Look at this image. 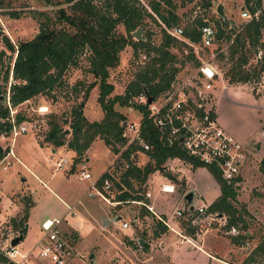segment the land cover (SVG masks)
Wrapping results in <instances>:
<instances>
[{
	"label": "trees",
	"instance_id": "16d2710c",
	"mask_svg": "<svg viewBox=\"0 0 264 264\" xmlns=\"http://www.w3.org/2000/svg\"><path fill=\"white\" fill-rule=\"evenodd\" d=\"M58 2L68 3V5L60 6L54 15L44 11L37 12L42 17L39 21V30L32 37L18 40L16 44H13L8 36L3 34L5 45L14 55L12 62L4 68L3 82L0 83V133H8L11 127L7 91L11 107H18L14 114L16 121L30 119L31 117L20 105L40 94H50L55 99L56 89L62 88L66 83L67 70L69 67L79 65L81 54L87 50L86 72L92 76V79L82 88V99L72 104L68 110H63L61 114L52 110L46 113L47 129L43 139L39 140L40 143L66 145L74 151V163L83 160L86 149L96 137H100L111 150L118 152L117 144L121 145L125 142L122 132L126 116L115 108V104L132 106L142 113L141 129L144 139L151 144V148L146 152L148 161L143 166L132 164L122 171L117 179L111 177L112 186L115 188L113 200L119 201L118 203H128L131 200L146 202V190L143 185L148 175L155 170H159L171 181L178 182L177 176L166 169L165 161L168 157L179 156L194 166H206L218 181L220 193L207 206L206 212L225 215L224 229L235 227L239 230L238 233L229 235L231 242L242 245L246 240L253 238L247 233V221L244 217L246 208L242 204L241 206L237 204L238 192L237 185L234 186L235 179L228 182L221 176L217 166L202 163L176 143L162 144L157 138L156 127L147 117V104L133 99L140 92H145L154 98L164 91L179 70L176 62L184 63L185 60H192L194 65L198 64L191 49L187 54L183 52L186 43L166 29V27L180 25L181 17L176 12L175 2L147 0V5L141 0H61ZM11 3L12 0H0V13L14 16L16 11L9 9ZM202 5L208 8L213 5V2L203 0ZM205 17L204 15L194 17L191 22L184 25L183 35L190 40L198 41L199 26L211 22L213 18L212 14ZM148 21L154 24L157 30L154 31ZM118 24L123 25L125 33L117 30ZM215 25L219 38L228 39L231 33L235 32L233 27H228L229 22L221 16H215ZM261 25H264L262 20L250 21L235 32L227 53H219V57L230 59L228 66H222L224 74L230 81L245 82L249 79L250 72L243 65L253 55ZM137 27L146 28L144 38H133L132 32ZM154 33L158 35V42L151 39ZM128 44L133 47L135 56L139 53L138 49L142 48L149 59L134 72L133 78L128 82L123 93L110 96L114 88L113 82L108 80L110 70L119 64L120 51ZM174 46L180 48V56L171 50ZM257 65L260 69L264 68V63ZM10 68H12V81L9 80ZM83 82L78 80L73 87L75 97L79 91L77 84ZM96 84L99 87L97 100L104 114L100 120H90L84 114V105L90 90ZM64 96H68V91ZM64 123H69L71 127V137L67 140ZM5 150L0 144V159ZM128 151L123 152L125 157L128 156ZM259 167L264 175V154ZM107 175L109 174H103V176ZM103 176L98 179L99 186ZM132 181L137 183L136 186ZM179 182L182 184L177 185L178 192L185 193L183 181ZM31 203L30 198L26 200L24 213L19 222H14L15 219L12 218L14 225L18 227V233L23 235L26 232L28 217L26 207ZM141 208H144V205ZM183 224L191 225L190 219L187 218ZM188 231L193 232L194 228L191 227ZM146 246L147 243H144L143 247ZM254 263L264 264V233L248 255L240 263L234 264ZM0 264H7V258L2 252H0Z\"/></svg>",
	"mask_w": 264,
	"mask_h": 264
},
{
	"label": "rangeland",
	"instance_id": "374dc122",
	"mask_svg": "<svg viewBox=\"0 0 264 264\" xmlns=\"http://www.w3.org/2000/svg\"><path fill=\"white\" fill-rule=\"evenodd\" d=\"M58 1L61 0H12L9 9L15 10V15L11 16L8 13H0V26L2 28L0 32V50H5V54L3 55V67H1L0 64V83L3 82V70L12 62V56L14 55L5 45L2 38L3 34H6L13 44H16L18 40L32 37L39 30V21L42 16L37 13L38 11H44L49 15H54L57 13V9L60 6L66 7L68 5V3H61ZM141 1L147 5V0ZM173 1L176 4V12H178L181 17L179 24L182 27L188 24V22H191L194 17L203 15L207 17L211 14L213 16L211 21L215 23L216 13L213 6L218 0H212L213 5L208 8L202 5L203 0ZM242 2L243 0H230L224 3L227 16H229L230 19H234L235 22L240 21L237 5H240ZM150 24L154 31L157 30L154 24L151 22ZM117 30L125 33L122 24H118ZM139 33L141 35L140 38H144L146 35V28L141 27ZM133 38L136 39L134 36ZM151 39L154 42L159 41L158 35L155 33L151 36ZM138 50L139 53L135 56L133 47L128 44L120 51L119 64L110 70V76L108 78V80L114 84L110 96L123 93L126 85L133 78L134 72L139 66H142L148 61L149 56L144 54L142 51L143 49L140 48ZM171 50L180 56L181 51L178 46L171 47ZM87 53L88 51L85 50V52L81 54L79 65L69 67L65 76L66 83L62 88L56 89L57 96L55 99L50 94H40L20 105L31 119H37L35 120L37 122V127L35 126L36 128H30L26 132L18 134L15 137L13 147L16 157H20L23 161L27 162L28 165H30L31 161H26V158L29 156L26 149L31 147L30 142L35 135L42 140L47 129L46 114L39 113L35 108H37L39 104H47L48 112L52 110L57 114H61L63 110H68L72 104L82 99V88L92 79V76L86 72L88 66V61L86 59ZM206 56L207 54L205 53L204 57ZM217 62L220 67H225L230 64V59L218 56ZM250 62L251 58L244 67L250 72V77L247 81H230L224 74L222 80L214 82L213 91L218 121L227 132L244 142L250 149L249 162L242 171L241 180H239V184L237 185V204L238 206L242 204L246 208L244 217L247 221V233L251 234L253 238L246 240L242 245L231 242L229 235L236 234L239 230L235 227H231L228 230L224 229L223 226L226 223V216L219 215V213L201 214L198 216L197 223H195V226H197L196 231L201 235L202 231L205 229L204 224L208 225L207 220H210L212 227L210 234L212 233L215 235L212 239L210 238L211 242L213 244L216 242L215 248L219 251L230 248L228 251L230 254H226V257L232 256L236 263H240L248 255L260 236L264 233V175L259 167L260 160L264 154V68L260 69L258 65H253V63ZM176 64L179 66L180 71H182L186 69L187 66H190L191 63L189 64L185 61L184 63H180L178 61ZM78 80L84 82L77 84V89H79V91L78 95L75 97L73 87ZM98 89V84L94 85L84 105V114L90 120H100L104 114L97 100ZM66 91H68V96H64ZM115 108L123 112L126 116V123L137 122L141 118V112L132 106H123L116 103ZM63 126L65 128V138L67 140L71 137V127L69 123H64ZM10 140L11 136L8 137V141ZM1 141L3 142L2 145H5L7 142V140L4 139H1ZM25 143L26 145H24ZM117 146L119 149L124 148L123 144H117ZM47 152H49L47 156H45L46 154H36L37 157H34L36 165L41 169L39 172L40 177L42 181L47 183V187L43 185L41 181L39 182L37 178L29 173L14 158L8 157L1 161L0 194L4 197H12L17 204V209L14 215H8L9 217L0 223V245L5 244L6 238L9 235L16 232L18 234V227L14 225V222H19L22 218L26 200L30 198L32 201L31 204L27 205L26 209L28 221H30V225L32 226L31 231L34 232L36 230L34 226L38 227L40 223V219L38 220L37 217L40 218L44 215H56V217H60L66 210L72 211L74 209L72 207L70 210L69 208L66 209L64 201L60 199L61 197L70 205L75 203L73 207H75L79 215L87 217L92 223V226L88 225V227L86 226V228L81 231L82 239L79 240L78 243L75 242L76 246L80 250L85 251L87 255H90L91 250L95 253H100V250H104L101 257H98L97 263L92 262V257H90L88 260L90 264H99L101 259H104L103 264L163 263V260L160 259L158 255L154 254L155 250L153 249L150 252L152 254V259H150V261L145 260L147 255L140 249H134V251H132L125 242V234L118 228L114 229L117 238L113 239L116 245L114 249L112 248L111 240L106 235L108 227L106 228V226L103 225L102 212L104 209L110 207L106 202H109V200L113 198L115 188L111 185L109 191L102 190L107 199H109L105 200V202L100 195H91L93 189L89 187L91 181L106 169L112 159V151L100 137H96L92 142L86 154V158L88 159L83 162V165H87L92 172V177L88 179H79L78 177L82 163L77 164V168L69 171L67 174L65 170L54 171L52 167L53 158H50V155L53 153L50 148H46V153ZM64 155H66L69 160L66 165V170H69L72 166L71 164H74V157H72L74 156V151L66 150L58 146L54 154L55 160ZM31 158L33 159V157ZM137 159L141 161L142 164L140 165L142 166L143 161H145L147 157L143 153H138ZM8 162H10V164H7L6 169H3L2 165ZM165 167L167 170H171L167 165H165ZM33 169H37V167L34 166ZM167 178L171 181L169 177ZM191 181L197 183L202 188L204 195L200 197L194 196L193 205L195 204V206H197L199 201H210L220 193L218 181L206 166H197L193 176H191ZM163 182H168V180L163 177L161 172L159 170L153 172L152 191L156 194V199L158 201L166 202L168 193L160 191ZM136 184L137 183H135V185ZM29 189L32 192V196L28 192ZM176 195H178V193H176ZM180 197L186 201L184 195ZM133 206L134 205L127 206V208L124 206L125 210L122 211V215L125 219H131L133 214L130 210ZM173 207V204L169 202L168 205L165 206L169 211H171ZM49 210H53L54 213L52 214ZM211 216L214 218L210 219L209 217ZM12 218L15 219L14 222ZM67 218H70V223L75 221L74 223L76 224L77 217H70L67 212ZM187 218L188 215L186 213L179 217L183 222H185ZM111 225H113V223H111ZM32 236L26 238L24 241L21 240L18 246H23L24 243H29L34 240ZM92 244L94 245L93 247H91ZM199 256L200 258L197 263L207 264L204 259L208 258L201 252H199ZM197 263L194 262V264Z\"/></svg>",
	"mask_w": 264,
	"mask_h": 264
},
{
	"label": "built area",
	"instance_id": "2783aa9c",
	"mask_svg": "<svg viewBox=\"0 0 264 264\" xmlns=\"http://www.w3.org/2000/svg\"><path fill=\"white\" fill-rule=\"evenodd\" d=\"M218 1H221L224 5L226 1L230 0ZM216 3L217 1L213 6L214 11ZM237 8L239 9L238 16L240 21L235 22L234 19H231L228 26L233 27L235 32L242 29L252 20H262L264 22V0H243L240 5H237ZM215 13L219 16L216 11ZM166 29L170 34L186 43V46L183 47V52L187 54L189 49H191L198 60V64L194 65L192 60H185L186 63H191L190 66H187L182 71L179 69L168 87L156 97H151L150 102H147L149 96L145 92H140L134 96V100L147 104V117L156 127L157 138L162 144L172 145L176 143L202 163L206 165L214 164L219 168L220 174L225 180L230 182L235 179L234 186H236L241 180L242 171L249 162L250 149L244 142L227 132L218 121L213 91L214 82L222 80L224 77V69L218 65L217 57L219 53H227L229 45L233 42L235 32H232L228 39L219 38L217 35L218 29L215 23L211 21L199 26L200 39L193 41L183 35V27L181 25L166 27ZM205 53L207 54L206 57H204ZM250 63H253V65L264 63V25H261V31L253 48ZM243 66L245 67V64ZM9 80H13L12 68L9 71ZM7 102L10 107L9 120L11 127L8 133H0V137L7 140L6 144L2 145V148L6 150L0 159V163L9 156L15 157L13 147L15 137L18 134L37 127V122L35 121L37 119L35 118L16 121L14 114L18 107L12 108L9 104L8 91ZM35 109L42 114L48 112L47 104H39ZM141 118L137 122H127L123 127L124 148L118 151L120 162L115 171H107L106 173L109 175L103 176L100 186L97 183L98 180H94L91 183V188L95 189L97 194L104 200L109 199H107L102 190H110L112 185L111 177L115 179L132 164L139 165L137 154L146 153L151 148V144L144 139L141 129ZM10 136L11 140L8 141ZM126 150H129L127 157L123 154ZM175 158L182 159L179 156H171L166 159L169 169H173L169 161ZM68 162L67 156H60L54 161L53 165L56 169H62ZM7 164H10V162L3 164L2 168L5 169ZM80 175L82 178H91V172L84 165L80 168ZM168 185L172 190L166 188ZM161 189L173 191L174 184L162 183ZM145 194L150 195L149 192ZM132 201L144 205L153 211L152 205L147 204L145 201ZM109 202L116 203L117 201L109 200ZM207 206L204 203L194 206L192 209L188 206H183L175 209L174 215L180 217L186 213L191 224L195 225L198 221V216L206 213ZM68 207L70 208L71 206ZM73 213L76 214L75 212ZM157 216L162 222L166 223V220L161 215L157 214ZM138 219L139 211L132 215L130 220H122L120 227H130ZM60 222V217L47 218L41 222V228L45 231V234L35 246V250H24L18 246V243L11 245L10 240L17 232L9 235L5 244L0 245V252L6 256L7 264H90L88 262L90 255L77 248L74 237L59 227Z\"/></svg>",
	"mask_w": 264,
	"mask_h": 264
},
{
	"label": "crops",
	"instance_id": "0c3cea01",
	"mask_svg": "<svg viewBox=\"0 0 264 264\" xmlns=\"http://www.w3.org/2000/svg\"><path fill=\"white\" fill-rule=\"evenodd\" d=\"M224 11H225V5H224ZM1 139L3 138L0 137V144L2 145L3 142L1 141ZM39 140L40 139L35 135L30 142L31 147L26 149L29 154V156L26 158V161H31L30 165H28V163L23 161V159H21L20 157L18 156L16 157V154H15V157H12V158H14L29 173H31L35 178H37L39 182L41 181L43 185H45L46 187L48 186L47 183L45 181H42V178L40 177L39 172L41 171V169L38 165H36V162L34 160V157L35 158L37 157L36 154L37 155L46 154L45 156H47L49 152L46 153V148H50V150L53 153L50 155V158H53V161H52L53 170L54 171L65 170V173L67 174L69 171L76 169L77 164L82 163L81 166H83L84 160L88 159L86 158V154H87L89 147L92 144L91 143L90 146L86 149L83 160L77 161L74 164H71L72 165L71 168L69 170L68 169L66 170L67 168L66 166L62 169H56L53 165L55 161L54 154L56 153L58 146L51 145L48 142L40 143ZM24 145H26V143ZM59 146L65 148L66 150H72L68 148L66 145H59ZM111 151H112V159L110 160V163L98 177L93 179V181L98 180L107 171H115V169L117 168L120 162L118 152H114L113 150ZM143 154L147 157V159L143 161V165H144L148 161V155L146 153H143ZM31 157H33V159ZM139 162L140 164H142L140 160ZM169 164L173 166V169H171L170 171L177 176V180L183 181V185H184L183 188H185V192L192 189L194 191L193 198L194 196H198V197L204 196L202 188L197 183L191 181V176H193L197 166H194L191 163L183 159H180V158L179 159L175 158L173 160H170ZM165 165H167L166 161H165ZM34 166H36L37 169H33ZM85 168L90 171L87 165L85 166ZM153 172H151L148 175L143 185L145 187L146 192L150 193V195L145 194V198H146V203L152 205L153 211L149 210L145 206L144 208H141L143 205L135 201H132V200L128 203H118V201L116 203L114 202L111 203V202H106L105 200H103L110 205V207L103 210L102 218H103V225L106 226V228L108 227V232H106V235L111 240L112 248L114 249L116 245V243L114 242L115 240L113 239L117 238V235H115L114 229L118 228V229H121L123 233L125 234V238H126L125 242L132 251H134V249L135 250L140 249L142 252H144L147 255V257L145 258L146 261H150V259H152V254L150 252L153 249L155 250L154 254L158 255V257H160V259L163 260L164 264H194V262L197 263V261L200 258L199 252H201L203 255H205L208 258V259H204L207 264H234L235 261L232 256H229L231 258L226 257V254H230L228 253L230 248L224 249V251H219L215 248L216 242L215 244L211 242L210 238L212 239V237H215V235L212 233L210 234V230L212 229L210 220H207L208 225L204 224L205 229L202 231L200 235V233L196 231L197 226L192 225V224L191 225L183 224V221H181L179 217L174 215L175 209L181 208L184 206L185 201L181 199L180 196L184 195L185 193L183 192L180 194L176 188L177 185L182 184V183H180L179 181L178 182L170 181L167 178V176L161 173L163 177L168 180V182H163V183H173L174 190L164 191L160 187V191L168 193V196H167L166 202L158 201L156 199V194L152 191ZM78 177L79 179H88V178L81 177L80 170H79ZM91 177H92V172H91ZM118 177H115V179H117ZM93 181H91V183ZM91 183L89 184L90 188H91ZM135 183L136 182H133V184ZM28 192L32 196V192L30 189L28 190ZM176 193H178V195H176ZM95 194H97V192L95 189H93V191L91 192V195H95ZM218 195L219 194H217L214 197V199ZM193 198H192V204L194 203ZM60 199L64 201V206L66 207V209L69 208L68 206H71L74 209L72 211L66 210V212L62 216H60L61 222L59 224V227L62 230H64L67 234L72 235L75 239V242L78 243V241L82 239L81 231L84 230L86 226L88 227V225L92 226V223L87 217H82L79 215L75 207H73L75 203L70 205L63 198L60 197ZM214 199L207 201V202L199 201L197 205L202 204V203L209 205L210 202H212ZM110 201H116V200H113L112 198ZM168 202L170 204H173L174 206L171 211L165 208V206L168 205ZM132 205L134 206L130 211H132L133 215L137 211H139V219L137 222H134L133 224H131L130 227L121 228L120 223L122 220H125V218L122 215V211L125 210L124 206H126L127 208V206H132ZM71 207L69 208V210L71 209ZM16 209H17V204L12 197L8 198L7 196L4 197L2 194H0V223L3 222L7 217H9L8 215H14V213L16 212ZM49 211L52 214L54 213L53 210H49ZM67 212L70 215V217H77L76 224L74 223L75 221L70 223V218L69 219L67 218ZM73 212H75L76 214H74ZM157 214L161 215L164 218V220H166V223L162 222L158 218ZM206 214H209V213L206 212ZM53 217H56V215H51V216L44 215V216H41L40 218L37 217L38 220L40 219V223L38 227L34 226V228H36L34 232L31 231L32 226L30 225V221H28V217H27L26 232L24 233L22 240L24 241L26 238H30L32 234L35 237L32 236L34 240L30 241L29 243H24L23 246H20V247L24 250H30V249L35 250L36 249L35 246L38 244L39 241H41V239L43 238L45 234V231L41 228V222L47 218H53ZM209 218L212 219V216ZM108 219H110V221H108ZM111 223H113V225H111ZM191 227L194 228L193 232L188 231V229ZM112 228L114 231L112 230ZM140 238L144 239L142 244L139 241ZM144 243H147L146 247H143ZM93 246L94 245L92 244L91 247ZM91 247H90V250H91ZM103 251L100 250V253H95L93 250H91V253H90V257H92L91 261L94 263H97ZM103 260L104 259H101L99 264H103Z\"/></svg>",
	"mask_w": 264,
	"mask_h": 264
},
{
	"label": "water",
	"instance_id": "95a60500",
	"mask_svg": "<svg viewBox=\"0 0 264 264\" xmlns=\"http://www.w3.org/2000/svg\"><path fill=\"white\" fill-rule=\"evenodd\" d=\"M215 11L217 12V14L219 16H221L225 21H228V22H231V19L227 16V14L225 13L224 11V5L221 1H218L216 3V6H215ZM141 30V27H137L133 32V36L136 37V39H139L140 38V33L139 31ZM5 54V50L4 49H1L0 50V64H1V67H3L4 65V60H3V55ZM151 101V97L149 96L147 98V102H150ZM126 124V120L124 122V126ZM68 131V130H67ZM193 194H194V191L192 189L188 190L185 192L184 194V199L186 200L185 203H184V206H188L190 209H192L194 207V205L192 204V198H193ZM219 215H222L221 213H219ZM119 218V217H118ZM108 221H110V219H108ZM23 239V234L21 233H18L16 234L15 236H13L10 240V243L11 245H15L17 243H19L21 240ZM140 243L142 244L144 239L143 238H140Z\"/></svg>",
	"mask_w": 264,
	"mask_h": 264
},
{
	"label": "bare ground",
	"instance_id": "6f19581e",
	"mask_svg": "<svg viewBox=\"0 0 264 264\" xmlns=\"http://www.w3.org/2000/svg\"><path fill=\"white\" fill-rule=\"evenodd\" d=\"M166 188H167L168 190H172L171 187H170L169 185H168Z\"/></svg>",
	"mask_w": 264,
	"mask_h": 264
}]
</instances>
